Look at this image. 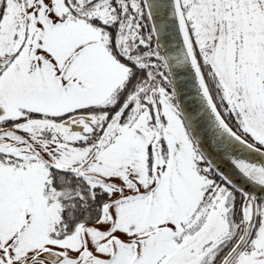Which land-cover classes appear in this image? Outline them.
Masks as SVG:
<instances>
[{
    "label": "snow or ice",
    "instance_id": "6c2138e0",
    "mask_svg": "<svg viewBox=\"0 0 264 264\" xmlns=\"http://www.w3.org/2000/svg\"><path fill=\"white\" fill-rule=\"evenodd\" d=\"M261 190L264 0H0V264H264Z\"/></svg>",
    "mask_w": 264,
    "mask_h": 264
},
{
    "label": "water",
    "instance_id": "95a60500",
    "mask_svg": "<svg viewBox=\"0 0 264 264\" xmlns=\"http://www.w3.org/2000/svg\"><path fill=\"white\" fill-rule=\"evenodd\" d=\"M209 158L211 159V155L209 156ZM221 167H223V165H220ZM233 169L230 166V162H229V167L226 169L225 175H228L229 172H232ZM232 179L235 182H238L242 187H244V189L247 190H253V191H257L255 186L248 183L247 181L244 180V178L242 176H240L239 174H234ZM258 194L264 195V190L259 191Z\"/></svg>",
    "mask_w": 264,
    "mask_h": 264
}]
</instances>
